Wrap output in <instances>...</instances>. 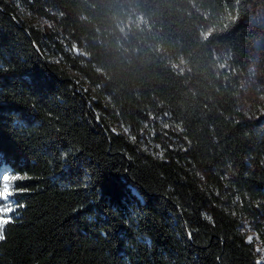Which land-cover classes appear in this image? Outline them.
<instances>
[{"label": "trees", "instance_id": "16d2710c", "mask_svg": "<svg viewBox=\"0 0 264 264\" xmlns=\"http://www.w3.org/2000/svg\"><path fill=\"white\" fill-rule=\"evenodd\" d=\"M48 1L65 66L0 0V167L27 177L0 264H264V114L238 101L253 0ZM109 108L135 131L163 116L176 143L140 147Z\"/></svg>", "mask_w": 264, "mask_h": 264}, {"label": "rangeland", "instance_id": "374dc122", "mask_svg": "<svg viewBox=\"0 0 264 264\" xmlns=\"http://www.w3.org/2000/svg\"><path fill=\"white\" fill-rule=\"evenodd\" d=\"M20 18L27 24L37 27L44 35L46 53L50 60L65 66L63 51L70 52L67 37L64 30L59 24V11L48 0H43L44 12L34 9L28 1L12 0ZM249 21L256 30L253 44L250 50V64L243 71V78L238 94V101L242 108L254 113L255 116L264 114V73L261 70L262 64L260 57L264 52V0H253L249 9ZM67 70L74 73L71 67L66 66ZM76 80L84 88L96 91L88 80L81 75H76ZM105 100H108L105 95ZM107 120L110 127L123 134L126 138L135 140L140 147L152 150L158 155H162L165 146H172L177 141V128H175L163 116H154L149 114L148 117L139 121L138 130L135 131L130 124L122 121L109 108ZM127 130V131H126ZM4 175H20L12 171L9 166L0 167V181ZM15 183L12 191H16ZM2 189V183H0ZM11 204L14 211L9 215L12 217L15 213L17 204L13 195L7 201H0V207ZM242 231L246 239L253 246V253L256 259H259L262 253V243L256 235L252 225L243 222Z\"/></svg>", "mask_w": 264, "mask_h": 264}, {"label": "snow or ice", "instance_id": "6c2138e0", "mask_svg": "<svg viewBox=\"0 0 264 264\" xmlns=\"http://www.w3.org/2000/svg\"><path fill=\"white\" fill-rule=\"evenodd\" d=\"M127 131V130H126ZM27 177L21 175H4L2 177V189H0V201H7L10 197L13 196V185L14 182L26 179ZM17 188L20 186L17 185ZM14 211L11 204H7L4 207H0V241L5 239L4 230L7 225L12 223V217L9 215ZM209 219H211L209 217ZM251 237H249V241H251Z\"/></svg>", "mask_w": 264, "mask_h": 264}]
</instances>
